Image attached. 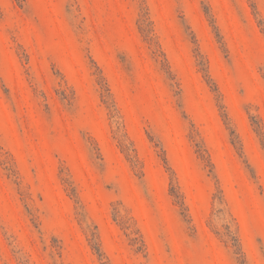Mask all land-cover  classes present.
Wrapping results in <instances>:
<instances>
[{"label": "rangeland", "instance_id": "rangeland-1", "mask_svg": "<svg viewBox=\"0 0 264 264\" xmlns=\"http://www.w3.org/2000/svg\"><path fill=\"white\" fill-rule=\"evenodd\" d=\"M0 264H264V0H0Z\"/></svg>", "mask_w": 264, "mask_h": 264}]
</instances>
